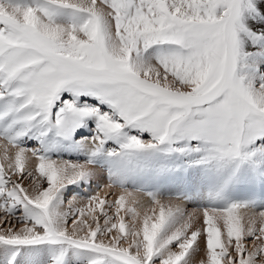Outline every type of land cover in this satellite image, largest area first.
Returning <instances> with one entry per match:
<instances>
[{
    "label": "snow or ice",
    "instance_id": "1",
    "mask_svg": "<svg viewBox=\"0 0 264 264\" xmlns=\"http://www.w3.org/2000/svg\"><path fill=\"white\" fill-rule=\"evenodd\" d=\"M257 184L261 0H0V264H264Z\"/></svg>",
    "mask_w": 264,
    "mask_h": 264
},
{
    "label": "rangeland",
    "instance_id": "2",
    "mask_svg": "<svg viewBox=\"0 0 264 264\" xmlns=\"http://www.w3.org/2000/svg\"><path fill=\"white\" fill-rule=\"evenodd\" d=\"M65 15H67V14H65ZM89 103H92V104H95L96 102H94V101H91V100H89ZM88 126L91 128V129H93L94 127H95V125L94 124H92L91 122L88 124ZM89 127H85V129H86V131H85V129L83 130L82 128V130H80L79 129V131H81V132H77V134L75 135V137L74 138H76L77 140H79V139H81L82 137H84L83 135H86V133H87V136H91L92 135V131H91V129H89ZM89 130H88V129ZM85 133V134H84ZM144 138H147V135L145 134V137ZM35 144V141H29V147H31V146H33ZM69 146L70 145H64V144H60L58 147H57V149L55 150V152H54V155L55 156H58L59 158H62V159H64V160H69V161H77L76 160V158H73V155H77V153L76 152H72V149H70V150H67L68 148H69ZM109 147H114V145H109ZM85 158V157H84ZM83 161V160H82ZM99 162H97V164H98ZM104 162H101V164H103ZM106 163H108V164H104L105 166L104 167H106L105 169H108L109 168V166L112 168L113 167V169H116V168H123L124 167V164L123 163H119V164H116V162H114V161H110V160H107V162ZM197 175L198 176H203V173L202 172H197ZM131 180H132V182H136V180H135V178L133 177V178H131ZM92 182V181H91ZM90 182V183H91ZM93 184V183H92ZM81 185V184H80ZM88 185V184H87ZM86 185V186H87ZM93 185H95V184H93ZM79 186L78 185H75V186H69L68 188H67V190L63 193V201H64V203H65V205L67 204V202L69 201V200H71L74 196H75V193L77 192V190L79 189L78 188ZM86 188V187H85ZM90 188V187H89ZM82 190H83V188H82ZM76 191V192H75ZM75 192V193H74ZM83 192L81 191L80 192V194H82ZM235 193H236V191H235ZM85 195H87V194H85ZM235 199H237V200H240V199H243L242 197H238V195H237V193H236V198ZM162 203H164L166 206L168 205V203H169V201H168V199H167V197L165 196V198L162 200ZM196 205H194V204H192V203H188L187 205H186V207L188 208V210L189 211H191V209L192 208H194ZM127 219V218H126ZM21 253H23L24 255L23 256H18L17 258H24V257H30L31 256V258L33 257V258H35V255H36V258L35 259H33L34 261H37V258L38 257H41V259H40V261L41 260H43L44 258H45V256H46V253H41V254H43V255H37L38 254V252H37V254H36V252H21ZM20 253V254H21ZM30 255V256H29ZM19 259H18V261H19ZM20 259V261H22ZM29 259V258H28ZM88 259H89V254H87V253H83V254H81L78 258H76L74 261H73V264H88Z\"/></svg>",
    "mask_w": 264,
    "mask_h": 264
},
{
    "label": "bare ground",
    "instance_id": "3",
    "mask_svg": "<svg viewBox=\"0 0 264 264\" xmlns=\"http://www.w3.org/2000/svg\"><path fill=\"white\" fill-rule=\"evenodd\" d=\"M261 2L262 3H264V0H261ZM90 123V122H89ZM87 127H89V126H87ZM83 129V128H82ZM82 129H80V130H82ZM85 129V128H84ZM83 129V130H84ZM88 129V128H87ZM89 129H91L90 127H89ZM88 129V130H89ZM82 130V131H83ZM92 130V129H91ZM85 131H86V129H85ZM79 132H81V131H79ZM78 132V133H79ZM88 133V132H87ZM87 133H86V135H83V136H87ZM85 134V133H84ZM75 140H77L76 138H74ZM80 140V139H79ZM79 140H77V141H79ZM70 149H72V152H76L77 153V155H73V157H75L76 158V160H79V161H82V160H84L85 158V156L82 154V153H80V152H78L77 150H75L71 145L69 146V148L67 149V150H70ZM107 158H101V159H98L97 160V162H99L98 164L99 165H102L103 167L106 165V164H108V163H106L107 162ZM96 162V163H97ZM101 162H104L103 164H101ZM105 164V165H104ZM116 164H119V163H117L116 162ZM110 167V166H109ZM106 168V167H105ZM113 168V167H112ZM107 177L105 176V177H103L102 179H106ZM95 184L96 185V182L93 180L90 184H81V185H78L79 187V189L77 190V192L75 193V196L74 197H77V196H84L85 194H87V192H86V189H88L89 191L92 189V188H94L95 187V185H93V184ZM87 185V186H86ZM72 186H75V185H72ZM261 186H262V189H263V193H264V184H261ZM86 187V188H85ZM90 187V188H89ZM82 188H83V190H82ZM83 192L82 194H80V192ZM105 191H109L108 189H105ZM236 193H237V195H238V197H242L243 199H240V200H245V199H249V198H251L252 197V194L254 193V188H249V187H245V186H237V190H236ZM102 195H103V193H102ZM255 199H256V197H255ZM237 200V199H236ZM149 207H151V205H149ZM36 254H37V252H36ZM24 255V254H23ZM22 255V256H23ZM37 255H43V254H41V252H38V254ZM30 256V255H29ZM29 258V259H28ZM24 257V258H20L22 261H20V259L19 258H17V260L19 259V261L21 262V264H41V261H40V259H41V257H38L37 258V261H34L33 259H35L36 258V255H35V258H31V256L30 257ZM45 259V258H44Z\"/></svg>",
    "mask_w": 264,
    "mask_h": 264
},
{
    "label": "crops",
    "instance_id": "4",
    "mask_svg": "<svg viewBox=\"0 0 264 264\" xmlns=\"http://www.w3.org/2000/svg\"><path fill=\"white\" fill-rule=\"evenodd\" d=\"M22 255H23V253L20 254V256H22ZM36 264H37V263H36Z\"/></svg>",
    "mask_w": 264,
    "mask_h": 264
}]
</instances>
